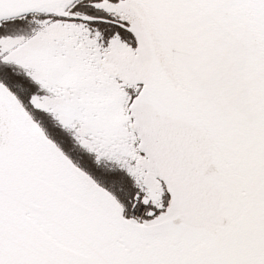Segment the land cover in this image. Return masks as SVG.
<instances>
[{
    "label": "snow or ice",
    "instance_id": "1",
    "mask_svg": "<svg viewBox=\"0 0 264 264\" xmlns=\"http://www.w3.org/2000/svg\"><path fill=\"white\" fill-rule=\"evenodd\" d=\"M0 264H264V0H0Z\"/></svg>",
    "mask_w": 264,
    "mask_h": 264
}]
</instances>
